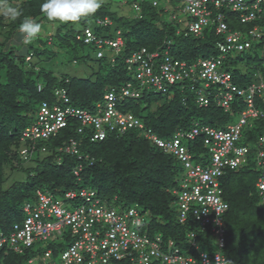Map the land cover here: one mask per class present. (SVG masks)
<instances>
[{"label": "trees", "instance_id": "16d2710c", "mask_svg": "<svg viewBox=\"0 0 264 264\" xmlns=\"http://www.w3.org/2000/svg\"><path fill=\"white\" fill-rule=\"evenodd\" d=\"M155 1L157 6L152 5L153 0H133L135 14L131 17L120 16L110 9V3H102L95 14L78 23L56 22L52 36L33 38L25 52L19 55L11 39L19 30L24 16L32 17L37 23L49 20L40 10L44 0H24L18 5L22 15L8 22L5 44L0 46V232L5 236L14 225L22 224L25 216L23 208L26 204L34 206L38 191L63 200L67 192L79 193L86 189L95 191L105 206L115 207L117 212H124L130 207L140 209L148 219L146 228L140 232L152 238L159 235L163 244L173 242L184 252L196 256L197 252L189 241V235L194 233L193 240L200 250L210 256L215 254L206 251L207 242L212 240L209 230L200 232L191 215L182 221L178 207H172L175 197L171 191L184 176L183 165L172 154L163 153L154 143L146 140L139 129H130L123 134L109 132L103 141H91L94 132L91 126L82 127V132L78 133L79 123L70 121L54 136L36 145L20 139L26 129L35 125L37 110L42 103L76 107L99 116L96 104L101 103L103 96L111 90L118 95L127 84L139 95L119 99L116 110L118 113H131L145 129L162 140H169L177 132H189L195 127L226 131L228 127L237 125L247 108L245 102L235 97L225 109L217 104L215 98L221 88L211 85L205 90L209 105L199 107L196 91L202 88L203 82L196 77L197 73L192 86L188 80L179 81L163 85L165 89L161 91L136 79V66L130 71L127 69L126 58L142 48L159 53L153 63V74L159 73V66L166 58L184 62L190 67L198 61L215 59L220 55L215 43L221 37L214 34V29L207 26L201 34H194L182 23V17L172 18L176 13L175 3L171 0H167L166 4L160 3L165 0ZM135 4L139 7L138 11L133 7ZM167 7L168 10L165 9ZM224 15L231 30L236 31L230 25L234 15L230 18L231 13L225 11ZM97 20L106 23L99 25ZM240 25L246 27V30L241 29L244 32L257 24ZM86 29L92 32L94 40L116 38L120 30L123 41L120 51L105 48L103 55L97 57L95 42L84 41ZM6 44L8 47L4 49ZM263 44L264 41L259 42L256 50L253 47L232 52L223 60L218 71L229 72L232 84L239 88L249 81V75L243 71L246 66L251 65L255 70L262 67L259 72L264 76V55L261 59L258 57ZM91 52L94 58L90 57ZM41 54L46 56V60L63 54L72 64H83L93 72L81 77L63 73L55 76L33 62V57ZM236 61L240 62L239 66H235ZM57 93L64 94L67 102L59 103ZM255 105L259 107V112L264 111L260 101L256 100ZM263 135L264 118L246 119L240 127L238 140L234 142L237 148H248L245 162L235 170L225 171L219 178L222 198L228 204L223 216L225 247L221 255L229 264H264V205H261L256 187L260 174L256 154ZM205 137L201 131L193 140L182 139V145L191 153L193 162L202 167L209 166L211 159L208 147L203 144ZM71 140L76 143L77 155L59 151L69 146ZM23 147L28 150L26 160L20 155ZM42 147L44 152L40 151ZM78 156L81 158L78 159ZM6 165L13 170L24 171L25 179L3 187ZM75 168H80L78 176L73 174ZM64 202L67 207L83 203L80 198ZM36 245L23 254L4 245L0 249V264H28L29 259L45 251ZM47 248L56 256L63 244L54 243Z\"/></svg>", "mask_w": 264, "mask_h": 264}, {"label": "built area", "instance_id": "2783aa9c", "mask_svg": "<svg viewBox=\"0 0 264 264\" xmlns=\"http://www.w3.org/2000/svg\"><path fill=\"white\" fill-rule=\"evenodd\" d=\"M171 1L175 3L176 12L172 18L182 17V23L188 26L190 32L198 35L207 26L214 29V34L221 37V40L215 43L220 56L198 61L190 67L184 62L166 58L159 66V73L153 74V63L159 57V53L142 48L126 58L127 69L130 71L136 66L134 68L136 79L161 91H164L166 84L173 85L179 81L188 80L192 86L197 73L196 77L203 82L202 88L196 91L199 107L209 105L210 101L205 90L211 85L221 88L215 98L217 104L225 109L229 108L235 97L245 99L247 109L243 111L237 125L228 127L226 131L209 128L201 130L195 127L189 132H177L169 140H162L145 129L139 119L131 113L123 114L116 110L119 99L139 95L130 84H127L120 89L118 95L111 90L103 96V101L96 104V109L100 112L99 116L92 114V111L76 107L49 106L47 103H42L37 110L35 125L26 129L20 139L29 140L32 146L36 145L37 142L54 136L70 121L79 123L78 133L82 132V127L91 126L94 131L91 141H103L109 132L123 134L130 129H139L146 140L154 143L163 153L172 154L183 165L184 176L181 177L178 186L171 191L180 211V218L184 221L188 215H191L198 223L200 232L209 230L219 251L210 256L200 250L198 243L193 240L194 233L189 235V241L197 252L196 256L184 252L173 242L163 244L159 235L152 238L138 230L147 224L140 209L131 207L124 212H117L96 199L95 192L91 190H81L78 194L74 192L65 194L64 201L69 202L77 197L83 201L82 205L75 207H67L64 201L38 191L34 206L26 204L23 208L25 216L22 224L14 225L7 236L0 232V249L6 245L14 252L23 254L38 242L47 240L53 233L64 236L63 229H68V239L71 242L57 254L59 262L54 263L50 260L54 258V254L47 248L39 258V264H229L221 255L225 247L223 216L228 204L222 198L219 178L225 171L235 170L245 162L248 148H237L234 142L238 140L240 127L246 119L264 117V113L255 110L253 106L255 100L264 104V77L260 76L256 83H251L246 88H239L232 84L231 74L227 71H218V67L230 53L249 50L253 45L258 47L259 42L264 41V22H262L264 0ZM152 5L157 6L158 2L153 0ZM133 7L139 10L136 4ZM223 9L228 12L227 14H233L234 21L239 24L257 25L246 32L232 31L225 21ZM97 23L100 25L106 22L101 23L97 20ZM84 41L95 42L97 57L103 55L102 51L105 48L119 52L123 44L120 30L116 38L94 40L92 32L86 29ZM57 97L59 103L67 102L64 94L57 93ZM201 131L206 135L203 144L208 147L211 158L207 167L195 164L191 153L182 145L183 138L193 140L201 134ZM32 146H30L31 150H33ZM40 151L44 152L45 149L42 147ZM63 152L77 155L76 143L71 140L70 145L66 146ZM20 155L23 160L27 159L26 147L21 149ZM80 158L81 156H78V159ZM256 165L260 171L256 187L261 197V204L264 205V137L260 139ZM77 172V170L73 171L75 175ZM33 261V259L28 260V264H33Z\"/></svg>", "mask_w": 264, "mask_h": 264}, {"label": "rangeland", "instance_id": "374dc122", "mask_svg": "<svg viewBox=\"0 0 264 264\" xmlns=\"http://www.w3.org/2000/svg\"><path fill=\"white\" fill-rule=\"evenodd\" d=\"M24 0H7V2L9 4H11L12 6L18 7V5ZM168 1L165 0L164 2H160L161 4H166ZM101 3H105V4H109L111 5V10L115 11L117 14H119L120 16H134V10L132 8V4H133V0H101ZM226 13H228L226 10H224ZM233 15L231 14L229 17L231 18ZM1 21H0V46L5 44V40H6V33L8 31V22L10 21V19L7 18H3L2 16H0ZM41 25V31L38 34L40 39H43L45 36L50 37L54 34V31L57 27V23L56 22H51V21H45V22H41L39 23ZM234 27V30H246V27H242V25H240L238 22H233L232 24ZM15 34L13 35L12 39H11V43L12 45L15 47V49H18L19 51L16 50V54L19 55L21 52H25V48L26 46L28 47L27 43H24L23 40V34L17 30L16 32H14ZM8 47V45L6 44L5 48L6 49ZM1 48V47H0ZM264 49V47H263ZM90 53V52H89ZM63 54H58L55 57H52L49 60H46V56L41 54L38 56L33 57V62L36 63L38 65V67H40V69H47L50 70L52 72V74H54L55 76H60V74H66L67 76H88L90 75L93 71L91 68H87L86 66H84L83 64L77 63V64H72L71 62H69L68 57H63ZM258 57L259 59H261L262 57V52L258 53ZM91 58H94V53L91 52L90 54ZM234 57V56H233ZM240 62L236 61L235 66H239ZM260 68V69H259ZM262 67H258V70L253 69V67L251 65H249V67H244L243 71L247 72V74L249 75V77H247V80H249L248 82H244L243 87H247L250 82L252 83H256L257 80L259 79V77L261 76V71ZM258 71V72H257ZM245 77V76H244ZM236 120V118H235ZM27 165V164H26ZM24 180L25 179V172L22 170L16 171L13 170L10 166H4L3 169V187H6L8 185H10L11 183H13L14 181H18V180ZM172 207L177 208V203L176 201H174V204ZM115 208V207H114ZM116 209V208H115ZM144 222L147 223L148 219L146 217H144ZM146 228V225L138 228V230H142ZM137 229V228H135ZM63 231L67 232V229H63ZM70 241H68L65 236H61V235H57L55 233H53L47 240L45 241H40L37 243V247H39L41 249V251L47 249L48 245H52L54 243H62L63 244V248H66L67 245L69 244ZM206 251L210 254L216 253L217 252V248H216V242L212 239L209 240L207 242V246H206ZM60 252V251H59ZM54 263H58V257H56L55 259L52 260ZM40 261L39 260H35L34 264H39Z\"/></svg>", "mask_w": 264, "mask_h": 264}, {"label": "clouds", "instance_id": "9594fccd", "mask_svg": "<svg viewBox=\"0 0 264 264\" xmlns=\"http://www.w3.org/2000/svg\"><path fill=\"white\" fill-rule=\"evenodd\" d=\"M101 6H102L101 0H44V2L40 6V10L49 21L59 22V23H73V24H75V23L80 22L82 19H85V18L95 14L96 11ZM21 15H22V11L20 9L9 4L7 2V0H0V16L7 18V19H10V20H16L19 17H21ZM233 22H236V21H233ZM19 31L23 34L24 43L27 44V43H30L33 38L38 36V34L41 31V25L39 23H37L32 17L24 16L23 20L21 21V23L19 25ZM253 47L256 50L255 45H253L251 48H253ZM262 54L264 55V49L263 48H262ZM226 58H227V56L225 57V59ZM262 77H264V76H262ZM251 83L252 82H250V84ZM244 88H246V87L244 86ZM240 99L242 100L243 103L245 102L244 98H240ZM245 104H246V102H245ZM246 106H247V104H246ZM253 106H254L255 110L259 111V107H257L255 105V102H254ZM263 106H264V104H263ZM263 113H264V111H263ZM258 117H260V116H258ZM262 118H264V117H262ZM263 137H264V135H263ZM65 147L60 148V151H61V149L63 151L65 149ZM74 170L78 171L76 175L73 173L74 176H78L80 168H75ZM83 190H86V189H83ZM91 191H93V190H91ZM74 193L78 194L76 191ZM64 196H65V194L63 195V197ZM77 198H74L72 201L76 200ZM95 198L101 202V200L99 198H97V196ZM57 200H60V199H57ZM64 200L65 199L60 200V201H64ZM260 202H261V199H260ZM101 203H103V202H101ZM103 204H105V203H103ZM261 205H263V204H261ZM67 231L69 233L68 229H67ZM68 233L64 231V236L67 238H68ZM68 241H70V240L68 239ZM43 254H44V251L42 253H39L38 255L34 256L31 259H33L34 261L35 260L40 261L39 258L41 256H43ZM53 257L54 258L50 259L51 261L53 259H55L57 257V255L56 256L53 255ZM31 259H29V260H31Z\"/></svg>", "mask_w": 264, "mask_h": 264}]
</instances>
